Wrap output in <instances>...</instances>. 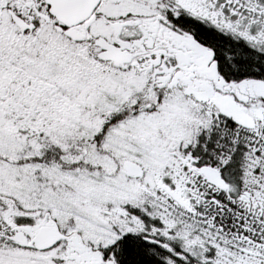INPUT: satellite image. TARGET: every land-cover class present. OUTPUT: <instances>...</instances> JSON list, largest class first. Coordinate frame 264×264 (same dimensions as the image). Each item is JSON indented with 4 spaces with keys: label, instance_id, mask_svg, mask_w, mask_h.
<instances>
[{
    "label": "snow or ice",
    "instance_id": "1",
    "mask_svg": "<svg viewBox=\"0 0 264 264\" xmlns=\"http://www.w3.org/2000/svg\"><path fill=\"white\" fill-rule=\"evenodd\" d=\"M0 264H264V0H0Z\"/></svg>",
    "mask_w": 264,
    "mask_h": 264
}]
</instances>
